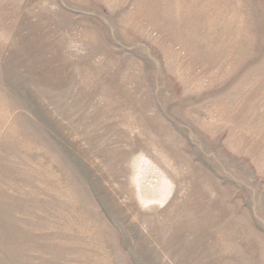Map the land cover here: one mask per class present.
<instances>
[{
  "label": "rangeland",
  "instance_id": "obj_1",
  "mask_svg": "<svg viewBox=\"0 0 264 264\" xmlns=\"http://www.w3.org/2000/svg\"><path fill=\"white\" fill-rule=\"evenodd\" d=\"M0 264H264V0H0Z\"/></svg>",
  "mask_w": 264,
  "mask_h": 264
}]
</instances>
